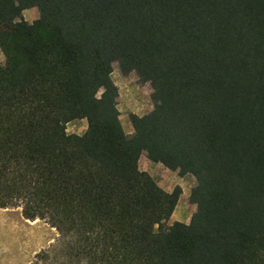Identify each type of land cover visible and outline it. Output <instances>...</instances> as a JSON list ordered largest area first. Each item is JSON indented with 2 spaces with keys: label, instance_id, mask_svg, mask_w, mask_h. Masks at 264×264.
I'll list each match as a JSON object with an SVG mask.
<instances>
[{
  "label": "trees",
  "instance_id": "obj_1",
  "mask_svg": "<svg viewBox=\"0 0 264 264\" xmlns=\"http://www.w3.org/2000/svg\"><path fill=\"white\" fill-rule=\"evenodd\" d=\"M0 48L2 208L48 221L72 264H264V0H0ZM116 61L158 97L133 133ZM144 152L195 177L190 225Z\"/></svg>",
  "mask_w": 264,
  "mask_h": 264
},
{
  "label": "rangeland",
  "instance_id": "obj_2",
  "mask_svg": "<svg viewBox=\"0 0 264 264\" xmlns=\"http://www.w3.org/2000/svg\"><path fill=\"white\" fill-rule=\"evenodd\" d=\"M24 18L33 22L41 17L38 8L25 9ZM0 61L5 55L0 48ZM113 79L118 87V102L121 121L127 133L134 131L130 114L143 115L153 109L158 97L151 82L140 85L135 71L123 73L119 61L114 62ZM88 127L87 119H77L67 125L69 133L83 134ZM140 168L148 171L168 191L178 185L183 193L178 205L169 218V224L190 225L196 214V203L192 199L197 185L192 174H182L179 168H168L154 162L147 152L140 159ZM69 240L42 218L27 219L22 207L2 208L0 206V264H72L66 254Z\"/></svg>",
  "mask_w": 264,
  "mask_h": 264
},
{
  "label": "crops",
  "instance_id": "obj_3",
  "mask_svg": "<svg viewBox=\"0 0 264 264\" xmlns=\"http://www.w3.org/2000/svg\"><path fill=\"white\" fill-rule=\"evenodd\" d=\"M129 133H133V131L130 130Z\"/></svg>",
  "mask_w": 264,
  "mask_h": 264
}]
</instances>
